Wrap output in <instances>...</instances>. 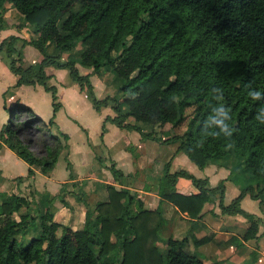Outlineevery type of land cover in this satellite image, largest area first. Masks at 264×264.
Segmentation results:
<instances>
[{
  "label": "trees",
  "instance_id": "16d2710c",
  "mask_svg": "<svg viewBox=\"0 0 264 264\" xmlns=\"http://www.w3.org/2000/svg\"><path fill=\"white\" fill-rule=\"evenodd\" d=\"M8 8L20 16L18 28L26 26L29 36L9 35L0 41V50L5 49L9 70L17 77L15 86L38 84L50 92L48 125L60 107L55 87L47 84L52 76L45 68L53 67L68 72L94 109L111 106L114 115L105 120L136 130L143 138L153 133H142L137 123L159 127L163 142L176 144L174 154L182 152L198 168L233 156L235 172L244 176L245 183L228 204H223V181L210 188L207 179L184 169L171 172L170 160L163 165L157 195L190 218H198L202 205L215 199L222 214L243 215L246 228L229 241L252 245L244 264H254L260 222L264 235V213L261 220L246 213L240 200L246 193L264 196V125L255 120L262 105L247 96L249 85L264 91V0H0V30ZM26 44L40 54L36 67L23 64L20 48ZM78 45L80 51L72 54ZM77 64L90 68L93 75L110 72L118 96L97 99L89 74H80ZM213 87L224 89V103L237 129L231 150L225 149L227 141L222 138H207L197 146L201 121L215 103ZM8 113L0 129V146L30 166L27 176L33 174L31 167L49 173L65 148L59 136L45 130L43 154L36 155L19 132L42 120L19 103ZM23 113L27 117L20 120ZM110 169L113 177L121 176L113 166ZM179 178L192 183L198 193H177ZM105 188V202L90 206L78 198L85 210L77 229L54 220L51 198L41 203L34 193L0 191V264H202L189 249L187 237L167 236L163 249H158L159 209H145L125 188L111 184ZM261 202L264 206V197ZM210 239L211 235L191 238V244L197 247Z\"/></svg>",
  "mask_w": 264,
  "mask_h": 264
},
{
  "label": "crops",
  "instance_id": "0c3cea01",
  "mask_svg": "<svg viewBox=\"0 0 264 264\" xmlns=\"http://www.w3.org/2000/svg\"><path fill=\"white\" fill-rule=\"evenodd\" d=\"M4 20L5 27L0 30V41L9 35L25 39L29 36L27 27L18 28L21 18L12 8L7 9ZM4 52L5 49L0 50V129L7 120L9 108L15 103L29 108L47 124L52 116L50 92L38 84L15 86L17 77L9 70V58L3 55ZM20 53L25 66L36 67L40 61L38 50L31 45H24L20 48ZM62 57L65 59L66 55ZM76 67L80 74H89L94 95L97 99H102L96 84L103 83L104 89H108V80H102L101 73L93 75L90 68L78 64ZM45 72L52 76L47 80V84L55 87L60 103L49 130L59 136L65 148L59 152L49 173L42 174L38 168L31 167L33 174L27 176L30 166L2 144L0 180L3 187L8 185L9 189L26 190V193H20L23 195L34 193L41 203L47 197L51 198L50 206L54 220L74 229L80 228L84 221L85 206L78 200L79 197L85 198L90 206H94L97 202L107 200L106 184H111L117 189L125 188L142 201L145 209H159V233L174 239L187 237L189 249L196 252L202 264H212L213 261L217 264H244L253 246L247 242L235 245L229 241L231 236L239 238L246 228L247 222L243 215L222 214L218 200L215 199L202 205L198 218H190L185 212L178 211L169 201L157 195L163 165L170 160L171 172L184 169L197 178L207 179L210 188L223 181V204H228L239 194L245 183L243 175H234L237 167L231 154L198 168L182 152L174 154L176 144L163 142L164 138L157 134L159 132L152 128L148 130L150 125L137 123L142 133H153L152 137L143 138L136 130L120 128L105 120L106 117L114 115L111 106L94 109L86 91L69 78L65 69L46 67ZM112 84L115 93L105 92V95L116 97L117 82L112 79ZM60 134H66L67 138L64 139ZM111 166L121 172V176L113 177ZM19 177L22 179L18 180ZM252 186V193L256 195L257 187L254 183ZM175 189L182 195L198 193V189L183 178L176 181ZM0 191L6 192L3 189ZM55 197H58L60 204L54 209ZM263 197L261 195L254 198L250 193H246L240 200V207L261 220L264 213L261 202ZM262 232L263 226L260 222L254 264H264ZM208 235H211V239L207 243L197 247L191 244V238Z\"/></svg>",
  "mask_w": 264,
  "mask_h": 264
},
{
  "label": "clouds",
  "instance_id": "9594fccd",
  "mask_svg": "<svg viewBox=\"0 0 264 264\" xmlns=\"http://www.w3.org/2000/svg\"><path fill=\"white\" fill-rule=\"evenodd\" d=\"M211 97L215 103L210 104V114L201 121L200 135L201 141L197 145L202 147L207 138H222L227 143L226 150L233 148L232 138L236 134V127L232 123V115L230 108L224 103L225 93L224 89L220 87H213L211 90ZM247 96L254 102H259L262 106L256 113L255 120L259 125H264V91L248 87Z\"/></svg>",
  "mask_w": 264,
  "mask_h": 264
},
{
  "label": "rangeland",
  "instance_id": "374dc122",
  "mask_svg": "<svg viewBox=\"0 0 264 264\" xmlns=\"http://www.w3.org/2000/svg\"><path fill=\"white\" fill-rule=\"evenodd\" d=\"M80 49H81V45H78L75 48V50H73L72 54H76L77 52L80 51ZM3 55L5 56L6 53L4 52ZM101 76H102L101 77L102 80L107 79L108 82H109L108 85H107L108 86V89L105 87V89H107V90L104 89L103 83H101L100 85L98 83L96 84V86H97V88L99 90V93L100 92L102 93V94L100 93V95L102 96L101 98H103V97L109 96V95H105V92L106 93H108V92L115 93L114 92L115 87L112 84V79L113 78H112V75H111L110 72L104 70V71L101 72ZM117 96H118V94H116V97ZM8 115H9V113H8ZM25 117H27V115L23 113L22 115H20V120H23ZM7 119H8V117H7ZM155 127L156 128L153 129L154 127L149 126L148 127V130H149V128L150 129L152 128V130H156V132H159V127H157V126H155ZM48 128H49V125L48 124H45V123L43 124V123H40V122L39 123H35L32 127L26 128V129L20 131L19 132V136H20L21 139H23V142L27 144L28 148H31V151H33L34 154H36V155H42L43 154L42 153L43 150L41 149V142L43 140H46L47 139V135L45 133V130H47ZM157 134H160V133H157ZM234 175H236L237 177H239L240 172L239 171L238 172L236 171L234 173ZM2 185H3V182L0 180V189L6 190V192L8 194H11V193H19L20 194V193H26L27 192L26 190L25 191H22V190H20L18 188L17 189H9V188H7L8 185L6 187L4 186L5 187L4 188ZM27 195H29V194H27ZM58 200H59L58 197H55L54 200H53V203H54L53 208L54 209L57 206H59V204H60ZM159 237H160V240L157 242V245H158V249L159 250H162L163 249V244H164L163 242L165 241V239H166L167 236L164 235L163 233H160L159 234Z\"/></svg>",
  "mask_w": 264,
  "mask_h": 264
}]
</instances>
